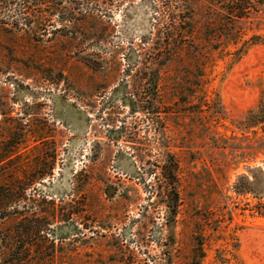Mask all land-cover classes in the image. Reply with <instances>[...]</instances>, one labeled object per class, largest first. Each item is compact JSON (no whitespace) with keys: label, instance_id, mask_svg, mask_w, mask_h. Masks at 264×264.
Returning <instances> with one entry per match:
<instances>
[{"label":"rangeland","instance_id":"obj_1","mask_svg":"<svg viewBox=\"0 0 264 264\" xmlns=\"http://www.w3.org/2000/svg\"><path fill=\"white\" fill-rule=\"evenodd\" d=\"M157 1L0 0V140L20 143L7 172L36 176L41 153L53 167L0 220V264H264V44L249 41L264 0L241 21L193 0L196 55L161 68L159 118L134 108L154 98L138 62ZM218 33L235 41L206 42ZM164 145L180 162L171 229L153 195Z\"/></svg>","mask_w":264,"mask_h":264},{"label":"trees","instance_id":"obj_2","mask_svg":"<svg viewBox=\"0 0 264 264\" xmlns=\"http://www.w3.org/2000/svg\"><path fill=\"white\" fill-rule=\"evenodd\" d=\"M257 1L258 0H218V3L224 13L229 14V12H232L233 16H235V20L241 21L248 17L246 13L253 15V13L255 14L258 12V10L251 5L253 2ZM192 2L193 0H167V2L161 1V3H163L162 5H160L158 1L157 3L155 2L157 21L154 27V38L143 37L140 40L143 45H149V54L146 58H141L142 62L139 60L138 64H142L145 67H147V65L150 66V68L148 67L147 69L149 72L144 73V75L147 76L148 80L153 84L152 91L154 98L149 102L142 99L134 100V108L141 112L151 113L156 118H159L160 113L158 83L160 81L161 68H164L168 62L172 61L180 51L186 50L188 52L190 51L192 56L196 55L195 51H193L194 46L192 44L196 32ZM162 26L163 28H167L165 29L167 30L166 33H161ZM161 35H163V37H161ZM211 37L207 39V43H218L225 39L228 42L235 41L229 34L218 33V40H210ZM249 41L251 44H264V40L260 36H252ZM241 49L242 48L236 50L235 53L239 52ZM138 58H140V56ZM160 131H157L158 136L163 134L162 130ZM16 136L17 134L14 133L9 135L4 141L0 140V220L8 217V207L11 203L15 202L17 194L20 191L27 190L30 186L35 184L36 180H42L44 177L51 175L53 169V167H51L48 172L44 174L41 173L40 166L45 159L41 153L39 161L38 159L35 161L37 165L34 167V171L36 172L39 170L36 176H29V178H27L21 176L20 172L9 174L7 170L10 169L8 167L10 163L20 158V143L16 142ZM160 149L161 160L159 164L155 165L158 170V174L156 173L155 177H157L161 183H157L153 195H156L159 202L169 211L167 225L171 229L175 224V219L182 203L179 190L180 162L175 154L169 150L167 145L160 147ZM56 156V152L54 151V154L51 156L53 161L56 160ZM37 231H39V229L36 230V232ZM2 241H7L8 245L6 248H10L9 245L13 242V239L5 238ZM199 247L202 251L203 244H199Z\"/></svg>","mask_w":264,"mask_h":264}]
</instances>
